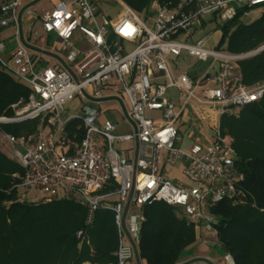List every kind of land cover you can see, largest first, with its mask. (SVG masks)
Returning <instances> with one entry per match:
<instances>
[{
  "label": "built area",
  "instance_id": "1",
  "mask_svg": "<svg viewBox=\"0 0 264 264\" xmlns=\"http://www.w3.org/2000/svg\"><path fill=\"white\" fill-rule=\"evenodd\" d=\"M262 2L153 0L154 13L142 20L121 1L122 11L110 18L101 13L98 0H69L39 17L43 34L54 36L50 48L41 50L31 47L23 30V18L33 15L31 9L21 0H0V31L12 28L15 37V47L5 54L0 34V69L30 89L26 105L15 110L13 118L1 117L0 125L39 120L33 135L1 136L10 157L23 169L21 176L13 175L20 181L16 187L24 191L20 200L33 204L27 194L40 192L46 197L40 204L72 201L85 209L84 230L92 226L98 211L112 212L118 235L114 264L138 259L143 207L153 202L179 208L188 222L201 226L207 247L217 245L219 219L214 207L225 201L241 204L245 198L240 186L243 176L234 165L233 139L221 135L220 118L230 106L258 102L264 82L252 87L242 84L237 62L249 53L206 50L204 39L193 44L180 37H189L207 16L221 25L238 9ZM75 33L86 49L72 43ZM28 34L36 36L33 29ZM125 45L134 49L122 54ZM181 55L211 59L201 80L193 82L183 72L171 74L168 59ZM47 59L54 65L49 66ZM168 90L184 98L180 107L167 96ZM196 91L203 99L195 96ZM74 95L81 101L78 114L62 115V106ZM191 100L207 105L217 121L206 142H193L183 150L175 123ZM104 104L115 108L104 110ZM147 111L159 116L147 118ZM106 112L119 115L129 133L115 135L119 123L100 120ZM75 120L81 122L83 135L79 144L67 145L66 127ZM114 143L129 148L116 150ZM176 165L188 184L168 175ZM112 196L118 201L107 202ZM84 230L77 233L78 239ZM224 259L234 264L229 255Z\"/></svg>",
  "mask_w": 264,
  "mask_h": 264
},
{
  "label": "trees",
  "instance_id": "2",
  "mask_svg": "<svg viewBox=\"0 0 264 264\" xmlns=\"http://www.w3.org/2000/svg\"><path fill=\"white\" fill-rule=\"evenodd\" d=\"M135 12L150 13L153 0H120ZM258 16L251 18L252 9ZM246 13V15H245ZM220 46L230 54H248L264 46V2L238 9L224 24ZM246 87L264 82V50L237 62ZM29 87L0 69V118H13L26 105ZM13 108V106H15ZM39 120L0 125L2 134L20 138L33 135ZM221 135L233 139L235 168L243 176L244 202H221L213 212L219 219L218 248L234 264H264V94L246 107L230 106L220 118ZM66 144H79L81 122H70ZM71 154L72 151L67 152ZM23 169L0 148V264H114L118 246L113 214L101 210L94 223L84 230L85 209L60 199L45 204L21 201ZM138 260L144 264H199L205 262L191 249L202 237L200 225L188 222L179 208L163 202L143 207ZM84 230L83 237L77 233ZM202 264V263H200ZM211 264V263H207Z\"/></svg>",
  "mask_w": 264,
  "mask_h": 264
},
{
  "label": "rangeland",
  "instance_id": "3",
  "mask_svg": "<svg viewBox=\"0 0 264 264\" xmlns=\"http://www.w3.org/2000/svg\"><path fill=\"white\" fill-rule=\"evenodd\" d=\"M53 0H47L45 1V3L43 4V6L45 7H50L52 5ZM98 7L99 10L101 11V13H103L104 15L110 17V18H114L116 17V15L118 13H120L122 11V7L120 5V0H98ZM134 11V10H133ZM150 14H153L155 11V8L151 5L150 10H149ZM134 13L137 15L138 18L145 20L146 14L145 12H135ZM251 18H255L258 16V9L254 8L251 11ZM213 16H207L201 20L198 21L195 30L192 32V34L189 37L186 36H181L180 40L181 41H185L188 43H193L195 44L197 41L204 39V43L202 45V47L206 50H211V51H223V47L220 46V40H221V30L219 28V25L216 24L213 21ZM151 24L149 23L148 26H150ZM33 31H37L36 32V36H31L30 38V43H34V41H38L39 39L37 38V35H40L39 32V26L36 24ZM1 34V38L3 39V42L5 44V54L9 53L14 47H15V37L13 36V30L12 28H6L0 31ZM54 38V36L51 34L49 35L48 38V43H51V40ZM72 43L78 47L79 49H86V45L82 42L81 40V36H79L78 33H75V35L72 38ZM38 44V42H37ZM134 49L133 45H125L124 46V52L122 54L128 53L130 51H132ZM168 64H169V68L173 74V76H177L179 73L184 72L186 73L193 82L199 81L201 80V78L203 77V75L207 72V70L210 67L211 64V59H208L207 61H199L196 60L194 58H190L187 57L186 55H181L179 57H170L168 59ZM177 95L175 90H168L167 92V96L174 100L175 96ZM195 96L203 99V94L201 91H196L195 92ZM183 97L181 98V101L179 104L183 103ZM81 106V101L79 99V97L77 95H74L69 101H67L63 106L62 109L60 110V113L64 116H69V115H77L79 108ZM111 108L112 105L110 104H104L102 106V109H107V108ZM195 108H198L199 111L201 112L202 116H205L204 120L198 124H195L196 126H200L201 129V133H205V135L211 136L213 134V130L211 128V121L209 118V108L207 105H205L204 103H197L194 100H191L188 104V106H186V111H188L187 113H194ZM186 113V112H185ZM106 118L109 119L111 122L116 121L112 115L111 112H107L106 113ZM159 116L158 112H145V117L147 118H157ZM189 118L186 117V115L182 116L180 119L177 120L176 122V126L177 127H181L182 131L179 132L180 136L183 137V141L181 144H179V147L182 148L183 150H186L189 148L190 144L192 143L191 140V134L193 131V127L189 126ZM112 122V123H113ZM213 126V125H212ZM48 132V130H45V133ZM194 132V131H193ZM200 133H196V135H198ZM199 136V135H198ZM115 149H118L119 146L114 143L113 144ZM0 148L1 150L8 156H10L11 152L9 149V146L5 143V142H1L0 144ZM176 170L175 175L173 173V176H177V179H180V181H184V183H187L185 178L182 175V170H181V166L179 167V165H176ZM172 173H170L171 175ZM175 185H178L177 181H174ZM188 184V183H187ZM24 191H21L20 193H23ZM62 197V192L59 193V198ZM27 200L28 201H32L33 204H40L42 199L46 198L44 195L40 194V192H34V193H30L27 194ZM118 201L117 196H112L111 198L107 199V202L109 203H115ZM203 236L197 240L196 246L194 248L191 249L192 254H199V256H203V257H199L200 259L202 258H213L215 260H219L221 259L222 254L219 251L218 245H215L213 247H207L204 243H203ZM133 263L136 264V260L133 259L132 261ZM130 264V263H129ZM211 264H214V262L211 261Z\"/></svg>",
  "mask_w": 264,
  "mask_h": 264
},
{
  "label": "crops",
  "instance_id": "4",
  "mask_svg": "<svg viewBox=\"0 0 264 264\" xmlns=\"http://www.w3.org/2000/svg\"><path fill=\"white\" fill-rule=\"evenodd\" d=\"M45 1L47 0H21V4L24 5L25 7H29L31 9V11L33 12V15L31 16H27V17H24L23 18V30H24V33H25V37H26V40L27 42L31 45V47H34V48H38V49H41V50H47L50 48L51 44L48 43V36H45L43 34V32L41 31V28H40V22H39V17L44 13V12H47V11H51L54 7H57V6H61L65 3H67L69 0H53L52 2V5L50 7H45L43 6V4L45 3ZM52 1V0H51ZM38 25L39 26V32H40V35H38V41H34V43H30V37H29V31H31L32 29H34L35 25ZM37 32V31H36ZM38 42V44H37ZM47 64L49 66H53L54 65V61H52L51 59H47ZM170 69V68H169ZM171 72V70H170ZM184 73V72H183ZM172 74V72H171ZM173 75V74H172ZM181 96H179L178 94L175 96L174 100H172L176 105L177 107H180L182 104H179L180 101H181ZM196 102V101H195ZM198 103V102H197ZM188 106V105H187ZM110 108V107H109ZM112 108H115V107H112ZM186 108V107H185ZM209 118H210V121H211V128L212 130L214 131L213 129V126L215 125L216 121H217V114L209 109ZM186 112V113H185ZM188 111H186V109L183 110V112L181 113V116H184L186 115V117L189 118V126H192L193 127V131H192V134H191V140H192V143L193 142H198V143H204L207 141V139L210 137L208 135H205V133H201V129H200V126H196L195 124H198L199 122L201 123L205 118V116H202L201 115V112L199 111L198 108H195L194 110V113H187ZM107 113V112H106ZM106 113L102 116V118L100 120H103V119H107L106 118ZM113 115V114H112ZM115 115H113L114 117ZM179 118V119H180ZM114 119L116 121H112L113 123H119V126L115 129L114 131V134L115 135H125V134H128L129 133V127L127 125H125L122 120H121V117L119 115L116 114V117H114ZM109 120V119H108ZM110 121V120H109ZM177 122V121H176ZM213 125V126H212ZM175 126H176V123H175ZM176 129L179 132L182 131V128L181 127H177L176 126ZM200 133L198 135H196V133ZM180 135V134H179ZM212 136V135H211ZM182 137V136H181ZM182 141H183V137H182ZM181 141V143H182ZM180 143V144H181ZM191 143V144H192ZM190 144V145H191ZM120 147H123L125 149H128L129 146L126 144V145H119L117 144ZM190 147V146H189ZM118 148V149H119ZM116 149V150H118ZM125 156H128V153H124ZM177 168H174V169H168V175L170 177H172L173 173L175 175V170ZM170 173H172L170 175ZM177 176H173L172 178H176ZM178 178V177H177ZM197 257H203V256H197ZM208 259H210L211 261L214 262V264H227L226 260L224 259L223 256H221V259L219 260H215L213 258H209L207 257ZM133 261V260H132ZM130 262V264H135L133 262ZM87 264V263H86ZM129 264V263H128ZM136 264H144L142 263L141 261H139L138 259H136Z\"/></svg>",
  "mask_w": 264,
  "mask_h": 264
},
{
  "label": "water",
  "instance_id": "5",
  "mask_svg": "<svg viewBox=\"0 0 264 264\" xmlns=\"http://www.w3.org/2000/svg\"><path fill=\"white\" fill-rule=\"evenodd\" d=\"M264 50V46H262L261 48L257 49L256 51L252 52V53H249L248 56H252V55H255L256 53L260 52Z\"/></svg>",
  "mask_w": 264,
  "mask_h": 264
}]
</instances>
